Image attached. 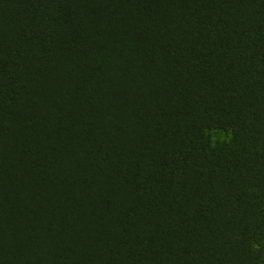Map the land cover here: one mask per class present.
<instances>
[{"label": "trees", "instance_id": "16d2710c", "mask_svg": "<svg viewBox=\"0 0 264 264\" xmlns=\"http://www.w3.org/2000/svg\"><path fill=\"white\" fill-rule=\"evenodd\" d=\"M0 264H264V0H0Z\"/></svg>", "mask_w": 264, "mask_h": 264}, {"label": "rangeland", "instance_id": "374dc122", "mask_svg": "<svg viewBox=\"0 0 264 264\" xmlns=\"http://www.w3.org/2000/svg\"><path fill=\"white\" fill-rule=\"evenodd\" d=\"M213 139H226L230 136L229 133L224 132L222 130H213L211 132Z\"/></svg>", "mask_w": 264, "mask_h": 264}]
</instances>
